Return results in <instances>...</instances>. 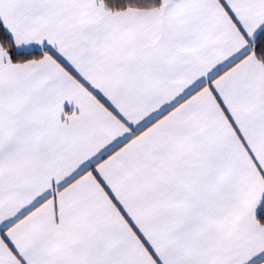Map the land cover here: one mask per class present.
<instances>
[{
	"label": "snow or ice",
	"instance_id": "6c2138e0",
	"mask_svg": "<svg viewBox=\"0 0 264 264\" xmlns=\"http://www.w3.org/2000/svg\"><path fill=\"white\" fill-rule=\"evenodd\" d=\"M0 264H264V0H0Z\"/></svg>",
	"mask_w": 264,
	"mask_h": 264
}]
</instances>
